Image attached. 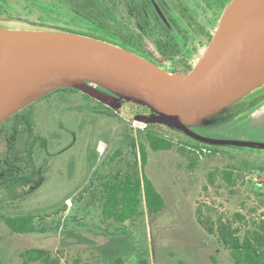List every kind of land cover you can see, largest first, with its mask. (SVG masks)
<instances>
[{"label":"rangeland","instance_id":"rangeland-1","mask_svg":"<svg viewBox=\"0 0 264 264\" xmlns=\"http://www.w3.org/2000/svg\"><path fill=\"white\" fill-rule=\"evenodd\" d=\"M152 1L181 50L178 54L163 55L153 41L157 34L151 31L142 45L152 61L174 73L187 64L195 65L209 39L191 30L181 17L178 1L212 35L224 6L217 0ZM48 9L73 14L61 0H0V27L67 32L80 29L67 21L47 17L44 12ZM166 11L178 22V28ZM115 16L126 31H141L123 3ZM251 94L239 101H246ZM54 98L64 103L58 113L47 107L46 101L50 99L35 105L41 124L49 137L57 134V139L63 137L70 142L45 145L37 175L30 181L7 186L11 177L3 164L7 142L0 133V204L6 207L5 214L34 213L37 227L36 232L15 233L0 224V264H22L21 253L32 247L47 248L63 256L66 264H116L119 259H123L122 264H234L228 249L201 221L228 220L235 213L256 219L264 213V186L258 185L264 179V149L206 145L165 124H149L148 129L153 127L174 142L171 149L148 150L146 173L163 195L165 206L153 215L143 207L133 220L118 223L102 214L103 180L98 176L109 172L110 164L103 161L121 145L126 123L115 115L88 108L92 101L80 93L69 97L59 91ZM124 103L125 106L114 110L130 123L135 114L149 112L136 102ZM254 110H244L221 124L192 129L211 138L264 142V113ZM60 122L62 129L58 128ZM21 129L18 149L24 148L27 138V131ZM144 132L133 129L137 142ZM132 157L125 148L116 160L123 159L120 164L127 167L126 162ZM227 173H231L229 179Z\"/></svg>","mask_w":264,"mask_h":264},{"label":"water","instance_id":"water-1","mask_svg":"<svg viewBox=\"0 0 264 264\" xmlns=\"http://www.w3.org/2000/svg\"><path fill=\"white\" fill-rule=\"evenodd\" d=\"M264 84V0H230L212 39L187 73H174L123 46L89 35L0 27V125L47 94L74 88L119 110L145 106L132 118L165 124L213 146L264 149V142L217 139L211 126L251 109L245 98ZM118 112V111H117Z\"/></svg>","mask_w":264,"mask_h":264},{"label":"trees","instance_id":"trees-1","mask_svg":"<svg viewBox=\"0 0 264 264\" xmlns=\"http://www.w3.org/2000/svg\"><path fill=\"white\" fill-rule=\"evenodd\" d=\"M61 1L70 8L73 12L72 15L53 9L45 10L44 14L57 21L64 20L79 26L80 29L70 30L71 32L109 41L153 60L150 53L143 47L142 42L145 36H151L150 32L155 31L157 37L153 41L163 55L180 52L175 36L161 19L151 0ZM217 1L224 7L230 2V0ZM120 3L124 4L127 12L137 21L140 32L126 31L120 25L115 16ZM178 8L190 26L194 29H197L196 26L200 28L196 17L183 2L178 1ZM191 69V66L187 69L179 68L175 70V73H187ZM59 91L65 92L69 97L80 93L92 101L88 108L100 114L115 115L126 123V131L121 137V145L110 158L103 161V164H110L109 172L98 176L103 180L101 183L103 216L118 223H126L136 218L143 207L147 208L149 215L161 211L165 206V199L146 173L150 159L148 150L149 148L153 151L171 149L174 142L161 135L153 127L147 129L143 135L141 134L142 139L137 142L130 121L104 103L78 89L68 87L47 94L37 102L15 113L0 125V133L5 136L7 142V155L3 160L4 169L8 175H11L7 186L28 182L37 175L45 145L70 142H65L63 137L57 139V134L54 137H49L45 133L41 124L42 120L38 115L39 111L35 106L47 98L50 99L46 101L47 107L51 110L56 109L55 111L58 113L59 106L64 105L62 101L54 98V93ZM63 127V123H58L59 129ZM21 128L27 131V138L24 148L18 149ZM125 148L129 154L133 155L132 159L129 158L126 162L127 167L120 164L123 159L116 160L117 157L120 158ZM230 177L231 173H227L226 178ZM5 208L0 204V224L4 223L15 233L37 231L34 213L5 214ZM201 223L209 233L217 235L220 243L230 252L234 264H264V213L256 219H246L242 213H235L232 219L219 218L215 223H206L205 221H201ZM21 258L22 264H66L62 259L63 256L54 254L44 247L28 248L21 253ZM122 262L123 259H119L116 264H122Z\"/></svg>","mask_w":264,"mask_h":264},{"label":"flooded vegetation","instance_id":"flooded-vegetation-1","mask_svg":"<svg viewBox=\"0 0 264 264\" xmlns=\"http://www.w3.org/2000/svg\"><path fill=\"white\" fill-rule=\"evenodd\" d=\"M151 2L153 3V1L151 0ZM153 5H154V3H153ZM155 7V6H154ZM156 8V7H155ZM225 8V7H224ZM157 10V9H156ZM158 12V11H157ZM166 13V15L169 17V19H170V21H171V23L173 24V26H175L176 28H178L179 27V24H178V22L175 20V19H173L172 18V16L169 14V12H165ZM193 13V12H192ZM159 14V13H158ZM194 14V13H193ZM160 15V14H159ZM195 16V15H194ZM160 17H161V15H160ZM181 17L182 18H184L182 15H181ZM196 17V16H195ZM161 19L164 21V19L161 17ZM185 20H186V18H184ZM197 19V18H196ZM187 21V20H186ZM197 21H198V19H197ZM164 23L168 26V28L170 29V27H169V25L164 21ZM187 23H188V21H187ZM198 23H199V25H200V28H198L197 26H196V28L197 29H194L192 26H190L189 25V23H188V26L191 28V30L192 31H194L195 33H202V34H205L206 36H207V38L209 39V43H210V41H211V39H212V34L207 30V29H205V27L198 21ZM171 30V29H170ZM215 32V31H214ZM214 34V33H213ZM174 35V34H173ZM209 35H211V37H209ZM175 36V35H174ZM176 38V37H175ZM176 40H177V38H176ZM177 43H178V41H177ZM209 43H208V45H209ZM208 47V46H207ZM207 49V48H206ZM158 50V49H157ZM159 51V50H158ZM160 52V51H159ZM180 52H181V50H180ZM179 52V53H180ZM161 53V52H160ZM197 64V63H196ZM195 64V65H196ZM195 65H189V64H187V65H185L184 67H180L181 69H187L189 66H191L192 68L195 66ZM255 97H261V98H263L262 99V101L259 103V104H257L256 106H254L253 108H251V110H254L255 112H257L258 111V109L260 110L259 112H262V113H264V86L263 87H260V88H258L257 90H255L252 94H251V97L250 98H255ZM250 111V110H249Z\"/></svg>","mask_w":264,"mask_h":264},{"label":"built area","instance_id":"built-area-1","mask_svg":"<svg viewBox=\"0 0 264 264\" xmlns=\"http://www.w3.org/2000/svg\"><path fill=\"white\" fill-rule=\"evenodd\" d=\"M131 127L135 130H138V131H145L148 129L149 124L147 122H143V121L137 120L135 118H132L131 119ZM258 185L264 186V179H261L260 181H258Z\"/></svg>","mask_w":264,"mask_h":264}]
</instances>
